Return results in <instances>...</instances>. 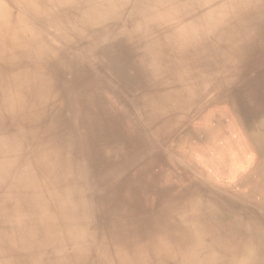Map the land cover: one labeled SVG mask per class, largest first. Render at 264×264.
<instances>
[{"label": "bare ground", "instance_id": "1", "mask_svg": "<svg viewBox=\"0 0 264 264\" xmlns=\"http://www.w3.org/2000/svg\"><path fill=\"white\" fill-rule=\"evenodd\" d=\"M0 264H264V0H0Z\"/></svg>", "mask_w": 264, "mask_h": 264}, {"label": "rangeland", "instance_id": "2", "mask_svg": "<svg viewBox=\"0 0 264 264\" xmlns=\"http://www.w3.org/2000/svg\"><path fill=\"white\" fill-rule=\"evenodd\" d=\"M154 73L157 74V72H154ZM133 103L136 105L135 100H133ZM145 122H146L147 125H149L148 123H153L150 119L147 120V121L145 120ZM149 126H152V124H150ZM151 128H152V127H151ZM154 140H155L156 148H157V147H158V143H157V142H159V141H157L156 138H155ZM181 252H182V250H178V254H177L178 256H177V257H178L179 259L181 258Z\"/></svg>", "mask_w": 264, "mask_h": 264}]
</instances>
